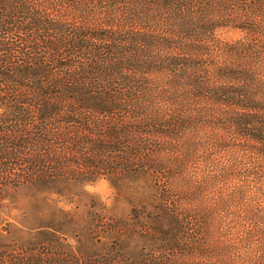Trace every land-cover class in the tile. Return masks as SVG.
I'll use <instances>...</instances> for the list:
<instances>
[{"label":"trees","instance_id":"trees-1","mask_svg":"<svg viewBox=\"0 0 264 264\" xmlns=\"http://www.w3.org/2000/svg\"><path fill=\"white\" fill-rule=\"evenodd\" d=\"M139 177L137 227L4 226L0 264H264V0H0V208Z\"/></svg>","mask_w":264,"mask_h":264},{"label":"rangeland","instance_id":"rangeland-1","mask_svg":"<svg viewBox=\"0 0 264 264\" xmlns=\"http://www.w3.org/2000/svg\"><path fill=\"white\" fill-rule=\"evenodd\" d=\"M240 35L238 30L222 33L225 39ZM219 161L225 166L229 163L232 165L226 159ZM142 181L145 182L141 177L69 182L60 180L17 190L11 197L13 201L0 208V230L6 226L12 238H27L32 235L29 227L43 224V228L48 224H58L68 231V235H72V230L93 225L95 219L104 218L137 227V221H145L140 205L143 202L150 203L153 195L151 187ZM20 224L25 225L28 232L21 229L23 227ZM80 233L79 240H85L87 233ZM72 242L76 243L74 239Z\"/></svg>","mask_w":264,"mask_h":264}]
</instances>
